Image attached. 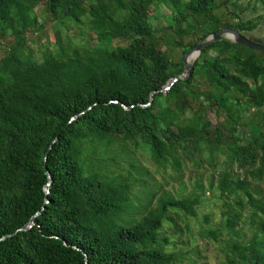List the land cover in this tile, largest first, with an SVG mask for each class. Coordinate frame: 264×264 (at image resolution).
Here are the masks:
<instances>
[{"label": "trees", "instance_id": "obj_1", "mask_svg": "<svg viewBox=\"0 0 264 264\" xmlns=\"http://www.w3.org/2000/svg\"><path fill=\"white\" fill-rule=\"evenodd\" d=\"M41 3L57 24L85 26L96 41L66 39L39 59L31 49L24 57L15 40L0 56V264L184 260L175 235L184 232L180 220L191 229L205 185L196 181L190 194L150 190L132 162L112 175L116 141L147 144L158 166L177 171L187 159L217 171L224 153L209 186L225 200L222 220L206 214L200 235L218 244L217 264H264V195L254 183L264 182V51L221 37L164 90L199 41L224 27L253 31L264 13L244 17L237 0H0V34L18 38L41 26ZM163 5L166 23H155ZM248 6L264 9V0ZM137 183L145 203L134 202ZM191 252L198 264L200 251Z\"/></svg>", "mask_w": 264, "mask_h": 264}, {"label": "rangeland", "instance_id": "obj_2", "mask_svg": "<svg viewBox=\"0 0 264 264\" xmlns=\"http://www.w3.org/2000/svg\"><path fill=\"white\" fill-rule=\"evenodd\" d=\"M239 4V10L244 9V17H255L264 13L262 7L254 9L253 7L248 6L249 0H237ZM35 11L38 15L39 21L42 24L38 26L37 29H29L27 34L14 38L10 33L0 34V56L5 53V48L9 45L15 43V40L18 41L23 47H21L20 52L26 58H29L30 49L33 51L32 54L37 58L41 59L44 53H47L48 50L53 51L59 42L66 39H74L78 43H87L89 40L95 42V39H90L89 29L85 26L80 27L81 30L74 24L70 23V27L66 25H59L56 22L55 16L48 11L45 6V3H41ZM161 15L158 19H155L154 22L158 24H165V16L169 13V10L163 5L160 9ZM245 34L249 35L252 38L264 41V20L260 26L253 30L247 31ZM94 37V36H93ZM190 37H186L185 42L189 41ZM166 48V45H163ZM168 47V46H167ZM174 51L175 57L178 58L181 56V48L176 47ZM190 63L194 61V57H190ZM255 108L247 109L249 115L253 113ZM209 119L215 123L216 116L213 112L209 113ZM241 129L246 130L245 126H241ZM111 150H108L109 156L113 157L118 164L112 163L109 168L112 171V175L119 173L127 174L130 167V162L136 165V171L134 177L141 178L142 175H146L148 183L146 185L150 190L158 189L159 192L166 190L176 193L180 186H183L182 189L184 194L192 193L196 181H199L205 185L206 193L202 196V204L199 207V215L197 218H188L190 221L191 229L187 228L186 222L180 220L182 229L184 232L182 234H176L175 240L180 241V246L184 247L187 253L182 256L184 259L181 262H175L173 264H192V248L198 249L200 253H194L198 256V264H217L221 258V253L219 246L216 242L211 239H207L200 235V227L205 225L204 216L210 214L213 223L222 220V209L225 206V200L220 198L217 195H214L211 190H209L210 180L214 179L217 184L219 178L220 169L224 166L222 165L225 160V154H220V165L217 171H214L211 165L207 161L195 162L191 159H187L181 166V171L175 170L171 165H166L165 167L158 166L151 157V152L147 144L141 143L138 149H131L128 145H125L119 141L113 142L110 146ZM129 162V163H128ZM258 184L262 189V195H264V182L257 181L254 182ZM135 193L138 199H134L136 204L145 203L147 196L145 192V187L141 186L139 183L134 187ZM200 192V190H196ZM139 198L141 200H139ZM248 210H246V213ZM164 231L168 235L173 236L171 229L165 225ZM244 233L250 235L248 227H245L243 230ZM191 252V253H189Z\"/></svg>", "mask_w": 264, "mask_h": 264}, {"label": "water", "instance_id": "obj_3", "mask_svg": "<svg viewBox=\"0 0 264 264\" xmlns=\"http://www.w3.org/2000/svg\"><path fill=\"white\" fill-rule=\"evenodd\" d=\"M221 37H226V38H228L234 42L244 44L247 47L254 49V50H263L264 51V41L252 38L249 35H246L245 33L240 32L236 28L224 27V28L220 29L219 31L210 34L205 40L199 41L190 51L185 53L184 59H183L184 64H185L184 73L173 78L169 83H167V85L164 87V90L170 89V87L174 84V82L177 81L179 78L186 79L191 74V71L194 68V63L197 60V58L200 56L203 48L206 47L207 45H209L210 43L217 41ZM191 56L194 57V61L192 63H190V61H189ZM249 101L252 102L253 99H250ZM90 107L91 106H89V108ZM76 116L77 115L73 116V118H75ZM47 158H48V155L46 154V156H45V169H46V173L48 175V183L46 186V191L49 192L50 191V185L53 181V177H52V174L49 171L48 166H47ZM40 212H41V210L38 211L31 218V220L29 221V223L26 226L19 228L17 231L27 230L28 228L32 227L35 223V217Z\"/></svg>", "mask_w": 264, "mask_h": 264}]
</instances>
